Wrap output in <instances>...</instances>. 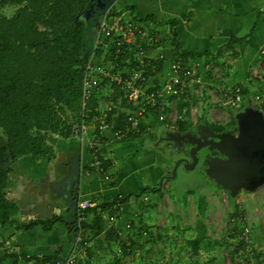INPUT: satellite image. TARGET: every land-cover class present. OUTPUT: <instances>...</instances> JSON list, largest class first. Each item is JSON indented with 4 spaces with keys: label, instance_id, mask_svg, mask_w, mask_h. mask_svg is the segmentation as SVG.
Instances as JSON below:
<instances>
[{
    "label": "crops",
    "instance_id": "obj_1",
    "mask_svg": "<svg viewBox=\"0 0 264 264\" xmlns=\"http://www.w3.org/2000/svg\"><path fill=\"white\" fill-rule=\"evenodd\" d=\"M111 9L116 15L130 13L151 35L158 37L168 60L179 55L178 49L194 53V59L205 61L219 55L215 58L219 62L223 52L232 51L230 67L225 66L226 82L241 87L246 104L250 103L251 96L259 95L255 107L264 114V74L260 79L252 76V72L264 67V0H120ZM202 78L207 82L203 72ZM90 128H84L83 132L80 128L67 139L58 137L61 140L57 143L56 140L54 144L50 142L54 150L51 160L24 156L10 164L6 194L17 204L18 220L49 219L54 215L64 219L68 216L70 207L65 195L59 197L50 189L53 191V186L61 183L60 174L70 173L68 167L73 155L78 153V207L88 201L101 204L119 195L122 199L129 195L140 197L148 194L150 188L159 187L169 156L160 149L156 152L148 143L158 139L166 126L157 136L153 133L154 128L138 134L140 137L105 139L100 146L103 171L90 166L94 156L90 145L96 135L95 128ZM106 172L107 180L104 178ZM139 205L125 209L122 202L114 223L103 218L101 231L94 228L85 231L89 254L81 256V260L87 264H113V258L122 257L116 243L108 242L107 233L114 228L124 238L122 235L128 230L125 224L133 219V211H137ZM29 214L34 217L29 220L22 217ZM92 218L93 213H89L87 221L91 222ZM73 236L63 221L54 223L48 230L39 225L28 230L18 229L16 225H0V264H38L35 258L56 253L57 258L65 257L72 250ZM128 237L133 239L134 232ZM7 245L14 250H7Z\"/></svg>",
    "mask_w": 264,
    "mask_h": 264
},
{
    "label": "trees",
    "instance_id": "obj_2",
    "mask_svg": "<svg viewBox=\"0 0 264 264\" xmlns=\"http://www.w3.org/2000/svg\"><path fill=\"white\" fill-rule=\"evenodd\" d=\"M86 2L87 0H0L1 226L16 225L18 229L28 230L39 225L48 230L56 222H65L59 215L49 219L18 220L17 204L7 197L6 189L13 161L24 156L35 160H51L54 158V150L49 136L67 139L80 130L83 64L88 57L92 40V36L84 31L82 23L81 13ZM7 7H14V12L9 16L2 12ZM177 52L185 59L196 55L180 49ZM215 58H219V55L208 60L216 62ZM187 105L188 103L180 101L179 110ZM124 119V115H120L117 125L121 126ZM200 121L207 123L205 118ZM87 122L89 123V119ZM184 122L179 121L177 128L184 129ZM226 124L227 127L234 126L233 115ZM138 136L140 137L136 134L134 137ZM7 161L9 164L3 167ZM150 189L161 190L159 187ZM107 207L109 202L86 208L85 220L80 222L78 228L67 222L65 225L74 236L80 229L84 233L92 228L101 231L103 217L98 209ZM89 213H93L91 222L87 221ZM68 216L71 217L70 212ZM136 232H140V229ZM107 234L108 239L116 243L122 254H129V250L135 249L133 239L128 237L129 240H125L114 228ZM84 239L89 242L86 234ZM245 248L246 243L243 241L234 247L232 264H239L235 256ZM88 254L87 243L86 255ZM81 258H78L76 264H87ZM56 260L57 253L35 258L38 264H54ZM113 260V264L121 262L117 257Z\"/></svg>",
    "mask_w": 264,
    "mask_h": 264
},
{
    "label": "built area",
    "instance_id": "obj_3",
    "mask_svg": "<svg viewBox=\"0 0 264 264\" xmlns=\"http://www.w3.org/2000/svg\"><path fill=\"white\" fill-rule=\"evenodd\" d=\"M158 39L130 13L123 17L107 12L94 28L90 51L83 64L79 126L82 132L89 128L86 125L89 119L90 127L95 128L96 135L90 145L94 154L91 168L103 171L100 146L105 139L123 140L147 133L161 122L168 128H177L179 121L186 120L184 112L180 113L177 108V100L189 97L190 89L202 83L203 71L218 77L225 106H236L243 101L241 87L226 82L221 66L212 65L213 62L203 58L185 59L180 55L168 60ZM232 56V51L223 52L220 64L230 67ZM258 69L252 72L254 79H260L264 74V67ZM193 92L197 93L198 89L194 88ZM259 99V95L251 96L249 102L255 107ZM120 115L125 119L118 126ZM104 178L107 180L109 175ZM121 200L119 195L106 201L109 207L98 209L109 223L115 222ZM93 206L98 204L91 201L80 204L78 225L85 220V209ZM248 232V229L242 232L247 249L250 247ZM84 238L85 233L80 229L73 236L71 252L57 258L54 264H76L78 258L86 254L88 242ZM6 249L14 250L8 245Z\"/></svg>",
    "mask_w": 264,
    "mask_h": 264
},
{
    "label": "rangeland",
    "instance_id": "obj_4",
    "mask_svg": "<svg viewBox=\"0 0 264 264\" xmlns=\"http://www.w3.org/2000/svg\"><path fill=\"white\" fill-rule=\"evenodd\" d=\"M119 1L117 0L111 8ZM2 12L9 16L14 12V7H7ZM126 15L125 12L122 14L123 17ZM214 63L215 66H221V71L226 75V67L219 61L211 64ZM205 75L207 82L202 78V83L190 89L192 92L189 97L177 100L178 110L180 101L188 103L179 110L180 113L184 112L186 118L182 124L185 129L191 124L199 123L201 118H205L212 127H227L226 123L232 115L246 104L243 100L236 106H225L219 92L221 83L218 77L209 71ZM225 80L227 81V78ZM194 88L198 89L197 93L193 92ZM86 125L90 127L88 122ZM164 126L165 122L156 124V129H152L153 133L159 135ZM175 129L177 128L167 127L162 131ZM55 140L57 143L61 139L56 135L49 136L51 143L54 144ZM155 140L157 139H153L148 145L154 147L156 152L165 149L169 143L163 141L156 144ZM170 162L169 158L168 164ZM71 165L67 166L70 168L69 172ZM170 167L168 165L166 170ZM102 168L105 170L103 165ZM64 176L60 174L61 179ZM191 179L193 175L189 170L179 168L177 178L165 180L160 187V193L149 189L148 194L144 196L126 197L123 201L125 209L140 204L138 210L133 211V219L125 224L128 230L122 235L128 240V235H133L134 232L133 241L136 246L133 251L129 250V254H121L120 260L123 261L119 264H232V251L238 243L245 242L242 233L245 229L249 230L251 248L241 250L235 256L236 261L239 264H264V185L253 193L241 191L230 199L223 189L193 187L185 183ZM50 191L54 193L51 189ZM22 217L29 220L34 216L29 214ZM69 218L67 216L64 219ZM128 223L130 227L127 228ZM137 229H140L139 233L135 232ZM108 242L115 244L112 240Z\"/></svg>",
    "mask_w": 264,
    "mask_h": 264
},
{
    "label": "water",
    "instance_id": "obj_5",
    "mask_svg": "<svg viewBox=\"0 0 264 264\" xmlns=\"http://www.w3.org/2000/svg\"><path fill=\"white\" fill-rule=\"evenodd\" d=\"M117 0H87L84 10L81 13L84 21V31L92 36L94 28ZM235 124L229 130L220 133L214 132L208 123L200 121L194 125V134L190 132H175L167 130L165 139L171 142L190 137L188 143L191 146L188 155L192 162L185 164L187 170L193 169L197 163L196 151L203 147L209 150H216L218 155L206 157L203 164L206 165L205 174L208 178L210 189L216 190L221 187L229 197H236L241 191L255 192L264 185V114L262 110L251 104L234 114ZM161 139V136L158 140ZM79 153L73 155L70 173L53 186V192L57 196L68 195L67 202L70 207L71 217L65 222L73 224L78 228V175L80 172ZM171 159V156H170ZM184 160L179 158L170 176L174 179L177 175V167ZM186 162V161H185ZM8 161L3 167L8 165ZM164 177L160 178L161 186ZM60 187L63 189L61 190ZM67 187V189H65ZM72 188V189H71ZM72 196H74L72 198Z\"/></svg>",
    "mask_w": 264,
    "mask_h": 264
},
{
    "label": "flooded vegetation",
    "instance_id": "obj_6",
    "mask_svg": "<svg viewBox=\"0 0 264 264\" xmlns=\"http://www.w3.org/2000/svg\"><path fill=\"white\" fill-rule=\"evenodd\" d=\"M84 21L82 20V23ZM208 125H209V122H207ZM210 128L214 131V132H217V133H220L222 131H225V130H229L231 132H233L232 128L233 126L231 127H227L225 129H220V127H212L211 125H209ZM184 128V127H183ZM172 131H175V132H190L192 134H194V124H191L189 127H187L186 129H175V130H172ZM166 133L167 132H163L161 134V139L158 140L155 142L156 144L160 143V142H169L167 146H165L166 148L163 150L160 149L165 155L171 156V162L170 164L167 163V165L165 166L166 168L168 167V165H170L171 167L166 170L165 168V173L163 175L164 179L165 180H169L171 179L170 176L172 174V169L176 163V161L179 159V158H183L184 160H182L178 167H177V171L179 168H184V165L185 164H188L190 165L191 162H192V159L191 157L188 155V151L190 150L191 146L189 145L188 141L190 139V137H185L184 139L182 140H177L176 142H171V141H168L165 139L166 137ZM154 143V144H155ZM212 155H218V153L216 152V150H209L208 149V146L207 147H203L201 149H199L198 151H196V156H197V163L196 165L193 167V169L189 170L190 173L193 175V179L189 180V181H185V183H187L188 185H191V186H196V187H203V186H206V187H209L207 181H208V178L205 174V169H206V165L203 164V161L206 157H210ZM168 158V157H167ZM186 161V162H185ZM177 178V175L176 177L173 179L175 180ZM61 190L63 188H60ZM65 189H67V187H65ZM72 189V188H71ZM217 189H219V187H217ZM65 197H66V203L69 201V199L67 198L68 195L64 194ZM74 196H72L73 198Z\"/></svg>",
    "mask_w": 264,
    "mask_h": 264
}]
</instances>
